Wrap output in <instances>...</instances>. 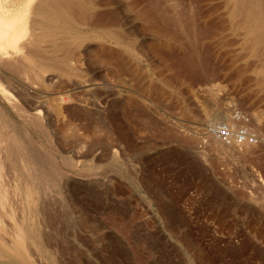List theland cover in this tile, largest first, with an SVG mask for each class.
I'll use <instances>...</instances> for the list:
<instances>
[{"label":"rangeland","instance_id":"obj_1","mask_svg":"<svg viewBox=\"0 0 264 264\" xmlns=\"http://www.w3.org/2000/svg\"><path fill=\"white\" fill-rule=\"evenodd\" d=\"M153 1L149 0L151 4ZM178 2L177 13L180 10L187 18L179 12L182 17L177 22L178 17L169 12L168 25L175 27L168 26L169 31L179 41L165 48V59L172 69L165 64L168 68L154 72L152 66L158 60L153 50H148L142 59L134 56L137 64L149 68L148 74L115 77L92 69L93 83L70 79L72 102L86 107L82 117L88 118L84 120L89 129L93 125L99 129V133L87 135L80 164L62 166L71 177V188L76 193L82 189L79 194L86 206L82 220L88 222H81L77 212L66 206L67 199L59 195L64 193L59 179L54 182L49 178L51 187H59H48L46 198L50 201L54 197L51 202L60 207L61 215L65 213L60 216L62 221L66 219L65 224L58 223L63 232L60 235L72 251L80 250L76 259L81 264H264V86L253 82L256 76L252 72L254 64L260 62L240 58L246 52L242 30L234 29L235 33L228 27L226 0ZM125 9L124 0H111L101 12L110 26L115 23L111 14L116 13V27L134 30L140 47L153 42L140 20ZM194 19L199 23L197 32L206 31L207 36L194 31L192 35ZM79 30L93 32L87 27ZM199 35L204 38L200 40ZM165 73L172 79H166ZM219 85L220 104L241 112V120L214 119L205 111L204 103H214L210 90ZM141 92L150 98L147 105L138 99ZM126 94H131L129 102ZM0 104L11 111L1 95ZM235 120L252 133L255 144L248 152L235 150L216 135H209L213 127L232 125ZM33 133V157L37 159L42 150H48L58 151L61 158L52 135L47 138L37 129ZM75 150L72 146L69 154ZM49 257L54 259L47 251L45 264L51 260L59 264ZM5 259H0V264H16ZM71 260L75 263L74 257Z\"/></svg>","mask_w":264,"mask_h":264},{"label":"bare ground","instance_id":"obj_2","mask_svg":"<svg viewBox=\"0 0 264 264\" xmlns=\"http://www.w3.org/2000/svg\"><path fill=\"white\" fill-rule=\"evenodd\" d=\"M124 1L126 12L133 13L134 17L140 20L141 28L151 33L153 42L140 47L134 30L116 27V13L111 14L110 19L115 21L114 25H109L103 18L101 8L109 4L111 0H0V95L11 108V111L7 110L0 104V259L3 261H7L5 259L7 258L14 260L16 264H45L48 251L59 264H81V261L76 259L80 250L77 248L78 252L72 251L70 245L62 241L63 234L60 235L63 232L59 230L58 223H60L59 220L64 219L60 216L65 213L61 215L60 207L51 202L55 199L54 197L53 199L49 197L50 201L46 198L47 188L51 187L50 179H54V182L55 179H59L64 189V193L59 192V195H64L67 199L66 206L74 210L75 214L77 212L81 222H88L87 220L85 222V219L82 220L86 212V206L79 194L82 189L76 193L71 188L69 183L71 177L66 176L62 166H71L81 161L87 135L97 134L99 129L94 128L95 125L91 126L93 129H89L88 122L84 120L86 117H82V114L87 111L86 107L72 102L71 98L74 94H71L72 88H68L70 79L77 77L82 81L93 83L95 78L90 74L92 69H99L115 77H124L127 73H132L134 76L139 73L148 74L149 68L143 64H137L134 60V56L142 59L148 50H153L152 53H155L158 60V63L152 66L154 72L158 73L160 69L168 68L170 64L165 59L167 55L165 48L172 43L175 45L178 38L169 31V27H174L173 23L171 26L168 25L169 12L171 11V16L173 14L178 17L177 22L181 21L179 17H182L178 16L180 10L177 13L178 9L175 8L179 0H155L153 4L149 0ZM226 2L228 27L233 29V32L242 30L246 52L240 58L243 56L245 59L256 58L260 62L252 67V72L256 76L253 82L264 86V0H226ZM213 11L215 12V9ZM180 13L183 14V12ZM209 16L208 19L211 18ZM195 19L194 22L191 21L193 26H190V28L193 27L192 35L194 36L193 31L195 34L200 32L206 35V31L197 32L199 23H195ZM188 21H190L189 18ZM211 21L213 22V19ZM214 21L216 22L215 19ZM187 24L189 23L185 25ZM86 27L93 29L92 34L79 30ZM186 29L184 30L187 32ZM172 30L176 32V29ZM191 33L188 34L191 35ZM201 36L199 35L198 38H204ZM165 71L170 72L168 69ZM168 76L172 79V75L168 74L166 77ZM238 77L240 78V75ZM165 82L167 83V80ZM220 88L221 85L210 88L209 97L211 101L214 100V103L211 102L213 105L204 103L205 111L211 113L214 119L225 118L234 121L240 118L241 120V112L235 113V110L220 104L221 99L217 98ZM129 96L131 97V94H126L127 98ZM138 97L143 105L148 104L150 98L147 94L141 92ZM129 101L130 98L127 102ZM123 107L126 110L127 107ZM16 116L21 119V122ZM97 119L94 120L97 121ZM99 121L101 123V120ZM237 121L232 125L213 127L209 130V135H216V139L222 144L235 150L248 152L255 144H253L252 133L248 132L247 128V130L242 129L243 125L240 127ZM239 123L242 124L241 121ZM99 128L104 130L101 126ZM35 129L47 135V138L49 136L51 139V135L54 137L62 154L61 158L56 154L58 151L52 153L48 150H42L37 159L32 156L31 150L36 147L33 145ZM107 129L111 130L110 127ZM104 134L108 133L105 131ZM113 134L114 132L111 135ZM72 146L76 150L73 155H70ZM262 184H264L263 181ZM54 186L58 185L52 187ZM86 216L89 219L88 215ZM62 222L65 224L66 219ZM69 241L66 240V242ZM72 257L75 263L72 262ZM50 262L53 263L52 260ZM46 264L50 263L46 262Z\"/></svg>","mask_w":264,"mask_h":264}]
</instances>
